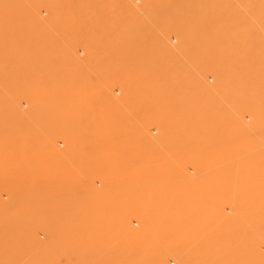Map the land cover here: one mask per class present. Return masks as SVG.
<instances>
[{
  "label": "rangeland",
  "instance_id": "obj_1",
  "mask_svg": "<svg viewBox=\"0 0 264 264\" xmlns=\"http://www.w3.org/2000/svg\"><path fill=\"white\" fill-rule=\"evenodd\" d=\"M0 264H264V0H0Z\"/></svg>",
  "mask_w": 264,
  "mask_h": 264
}]
</instances>
